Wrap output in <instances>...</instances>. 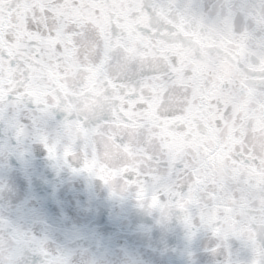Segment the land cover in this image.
<instances>
[{
	"label": "snow or ice",
	"instance_id": "6c2138e0",
	"mask_svg": "<svg viewBox=\"0 0 264 264\" xmlns=\"http://www.w3.org/2000/svg\"><path fill=\"white\" fill-rule=\"evenodd\" d=\"M35 146L264 264V0H0V197ZM33 199L0 208V264H103Z\"/></svg>",
	"mask_w": 264,
	"mask_h": 264
},
{
	"label": "water",
	"instance_id": "95a60500",
	"mask_svg": "<svg viewBox=\"0 0 264 264\" xmlns=\"http://www.w3.org/2000/svg\"><path fill=\"white\" fill-rule=\"evenodd\" d=\"M36 156L34 150L32 157ZM34 167L33 164V169H29L31 184L28 185L40 200L36 206L43 205L49 216L52 213L70 217L67 228L80 229L86 236L85 246L93 250L103 264H118L121 256L125 264H216L217 257L209 251L214 247L209 234L201 232L189 241L183 226L175 219L166 225L157 224L154 216L137 207L134 198L113 199L102 182L87 176L74 177L82 185L93 186L89 201L83 196L88 188L83 192L80 189L78 195L73 191L75 186L70 191L67 187L61 194L54 193L55 190L46 183L42 182L44 188L39 185L45 176ZM67 173L72 177L69 171ZM18 179L13 178V191L5 197L13 202L23 199L22 189L26 181Z\"/></svg>",
	"mask_w": 264,
	"mask_h": 264
},
{
	"label": "clouds",
	"instance_id": "9594fccd",
	"mask_svg": "<svg viewBox=\"0 0 264 264\" xmlns=\"http://www.w3.org/2000/svg\"><path fill=\"white\" fill-rule=\"evenodd\" d=\"M212 243L215 244V241L212 240ZM93 253H95V252H94L93 250L90 249L88 255H91V254H93ZM85 258H86V256H85V257H80V258L77 260V264H83V260H84ZM28 264H39V260L36 259V258H34V257L29 256ZM118 264H125V259H124L123 256H121V257L119 258Z\"/></svg>",
	"mask_w": 264,
	"mask_h": 264
}]
</instances>
